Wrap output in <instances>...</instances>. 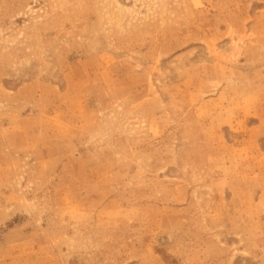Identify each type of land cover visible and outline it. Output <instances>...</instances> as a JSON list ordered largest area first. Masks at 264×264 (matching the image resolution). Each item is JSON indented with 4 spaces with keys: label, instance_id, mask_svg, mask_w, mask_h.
I'll return each instance as SVG.
<instances>
[{
    "label": "rangeland",
    "instance_id": "1",
    "mask_svg": "<svg viewBox=\"0 0 264 264\" xmlns=\"http://www.w3.org/2000/svg\"><path fill=\"white\" fill-rule=\"evenodd\" d=\"M0 264H264V0H0Z\"/></svg>",
    "mask_w": 264,
    "mask_h": 264
}]
</instances>
